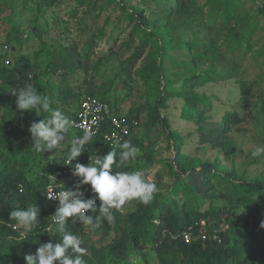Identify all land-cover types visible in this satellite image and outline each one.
I'll use <instances>...</instances> for the list:
<instances>
[{"label": "trees", "instance_id": "trees-1", "mask_svg": "<svg viewBox=\"0 0 264 264\" xmlns=\"http://www.w3.org/2000/svg\"><path fill=\"white\" fill-rule=\"evenodd\" d=\"M3 1L0 0V14L8 9L10 13L7 21L12 26L2 47L7 50V45L11 44L13 37L19 35V29L12 25L16 13L15 3L19 4L22 12L42 15L48 9L54 10L63 0H5L8 2L7 6ZM71 1L74 5L70 10L71 16L76 15L77 6L84 10L82 18L93 15L95 10L107 11L111 5L120 12L119 23L123 22L121 30L130 27V31L120 46L125 58L121 62L118 75L125 78L120 80L117 87L126 92L130 91V86L134 83L133 76L144 81L146 86L145 103L137 109H130L124 115L130 125V135L134 122L137 124L140 113H143L146 115L144 125L147 129L161 123V134L166 137L168 150L171 151V158L166 164L167 172L164 173L169 180L167 187L171 183L169 188L160 187L165 179L164 174L156 172V181L152 180L153 177L149 173L153 167L144 170L146 178L154 182L159 191L148 205L136 200L129 201L123 206V211L114 210L112 222H102L97 231L112 235V239L102 246L89 244L88 253L84 257L87 264H151V261L156 264H264V177L258 175L248 179L244 174H237L234 169L227 170L222 167L217 159L209 161L184 153L185 139L171 130L163 114L167 109V102L178 99L182 102L180 117L194 124L199 133L205 130L202 125L208 120L205 110L211 108L212 104L196 89L218 77L228 75L232 78L240 75L234 58H244L251 50L250 38L259 26L257 15L264 16V0H251L256 3L257 11L246 17L249 18L247 22L241 19L244 3L240 0H206V16L193 20L194 26L198 28L193 31L194 39L180 45L172 44L170 35L176 28L175 16L185 7L184 0H174L177 8L171 7L168 10L166 22L163 24L151 21L142 10L124 0ZM188 18H192V15ZM107 20L108 17L97 30L98 39L104 36ZM218 23L221 24L219 34H223L222 46L212 48V45L206 42L199 46L197 33L201 30L209 33ZM180 26L192 28L191 24L184 22ZM35 36L40 43L32 58L18 54L12 55L8 60L7 51L0 53V264H25L24 255L34 254L40 244L61 242L62 236L56 232L50 218L55 211L42 195L53 184L51 176L78 178L73 175L71 165L65 163L71 143L80 133L70 128L61 147L42 155L35 152L31 146L32 139L28 129L32 122L45 119L50 114L38 109L30 110L32 112H17L15 93L20 88L31 85L39 94L50 96L54 102L73 107V112L66 109L62 111L70 119L75 115L79 102L85 95L97 97L105 105L109 103L106 98L108 93L95 94L88 86L84 87L83 92L79 91L80 87L76 91L68 85H64L65 88L62 89L57 86L51 88L47 77L52 66L47 64L42 70L41 65L48 61L54 46L50 47L48 42L43 41L39 33L36 32ZM89 42H86L87 46ZM199 47L204 49L203 53L197 50ZM175 48L189 54V60L182 65L192 71L182 73L180 78H170L164 70L169 54ZM10 49L16 50L14 47ZM254 54L256 59L263 56L264 45ZM5 61L8 63L5 64ZM138 62H142L141 66L133 71L132 75L131 70ZM204 64H207L205 70L201 68ZM216 68L220 69V73L214 70ZM262 82L264 70L254 81H241L237 103H241L243 111L232 110L221 118L217 126L219 136L226 135L234 128L239 130L237 126H240L244 119H254L248 98L255 96L254 88ZM262 93L263 90L260 93L259 111L264 124ZM110 114L119 115L117 110H110ZM108 125V121L104 122L102 130L108 129ZM262 129L264 130V125ZM129 137H125V141ZM101 139L100 134L94 136L91 144L85 146L86 151L71 164H91L94 162V156L102 159L113 150L114 145L110 147L101 144ZM130 142L140 146L141 135H132ZM115 150L119 152L118 147ZM34 153L40 161L36 163L37 168L33 171L30 158ZM63 170H66L65 174H62ZM112 170L128 171V168L123 164L121 168L114 166ZM81 190L84 191L85 198L95 196L90 185H83ZM208 192L226 195L228 203L223 209L215 211L210 197L207 199L205 196ZM96 203L99 207L100 201L97 200ZM33 205L39 210L38 227L22 235L25 229L11 219L10 212L18 208L24 210ZM221 215L223 218L219 219ZM201 222H204L203 227ZM202 228L206 234L204 240L200 237ZM66 230L80 236L82 242L87 240L84 225L79 222L72 224L71 218L66 222ZM185 232L191 233L192 240L189 243L183 240ZM214 234L219 237V241L213 239Z\"/></svg>", "mask_w": 264, "mask_h": 264}, {"label": "rangeland", "instance_id": "rangeland-1", "mask_svg": "<svg viewBox=\"0 0 264 264\" xmlns=\"http://www.w3.org/2000/svg\"><path fill=\"white\" fill-rule=\"evenodd\" d=\"M124 1L142 10L143 14L151 21L160 24L166 22L167 13L171 7L177 8L174 0ZM240 1L244 3V8L241 10V19L247 22L249 18L246 17L257 11V5L251 0ZM2 3L6 6L8 4L5 0ZM205 3L206 0H184L185 7L181 8V12L174 18L176 28L170 35L172 44L180 45L183 42L194 39L193 31H197L198 28L194 26L193 20L203 19L206 16L208 8ZM109 7L107 11L95 10L93 15L82 18L84 10L80 6L76 7V15L71 16L70 10L74 8L71 0H63L54 10L48 9L42 15L22 12L19 4L15 3L16 13L12 19V25L19 29V35L13 37L11 44L7 45V50L2 49L12 27L7 21L10 11L8 9L4 10L0 14V53L7 51L8 60L11 59L12 55L18 54L29 55L32 58L40 43V40L35 36L36 32L39 33L43 41L48 42L51 45L50 47L54 46L48 61L41 65L42 70L45 69L47 64L52 66L50 71H48L49 75L47 77L51 88L57 86L62 89L65 88L64 85H68L76 91L80 87L79 91L83 92L84 87L88 86L90 91L95 94L106 92L108 93L106 98L109 101L106 105L108 111L117 110L119 115L124 116L130 109H137L145 103L146 86L144 81L133 76L134 83L130 86V91L126 92L117 87L120 80L125 78V76L120 78L118 75L121 69V62L125 58L120 46L127 39L130 27L126 28V30H121L123 22L119 23L120 12L113 9V5ZM189 15H192V18H188ZM107 17L108 23L105 26L104 36L98 39L96 37L97 30L103 26ZM257 18L259 26L256 33L250 38L251 50L244 58H234L235 67L239 69L238 73L240 75L231 78L224 74L225 76L218 77L214 81L196 89L199 93L204 94L212 104L211 108L205 110L208 117V120L202 123L205 130L199 133L194 124L188 123L180 117L182 102L178 99L169 100L167 109L163 113L171 130L177 132L185 139L184 153L209 161L217 159L222 167L227 170L234 169L237 174H244L248 179L258 175L264 177V153L253 156L257 148H264L263 116L259 111L261 90H263L261 97H264V82L254 88L255 96L248 98L251 108H253L251 112L255 115L254 119H244L241 125L237 126L239 130L234 128L223 136L222 134L219 136L220 131L217 126L226 113L232 110L243 111L241 103H237L240 97L239 85L241 81L246 80L248 83L254 81L257 79L258 74L264 70V54L261 57L258 56L257 59L254 54L257 49L264 45V16L258 14ZM183 22L191 24L192 28L187 29L185 26H180ZM220 28L221 24L218 23L209 33H205L202 30L199 31L196 35L199 46H201V43L206 42V44L212 45V48L221 47L223 44L221 36L223 34H219L221 33ZM87 41H90L88 46L86 45ZM11 47L16 50L12 51ZM205 49L207 50L206 47ZM197 50L201 53L204 52L201 47L197 48ZM146 54L147 52L143 57ZM207 56L210 57V53L207 52ZM188 60L189 54L186 51L175 48V50L170 52L169 58L164 65L165 74L170 78H180L182 73L192 72L182 65ZM141 63L138 62L132 68V75L133 71L139 69ZM201 68L203 70L207 69V64H204ZM214 70L220 73L219 68ZM54 90L56 93V89ZM53 108L61 111L66 109L68 112H73L74 110L73 107H67L59 102H54ZM247 110L249 111L248 104ZM38 111L40 110L38 109ZM145 121L146 115L140 113L137 124L134 122L132 134L126 140L130 141L132 135H141L142 144L137 146L141 150V155L135 161L125 162L124 165L128 168V171H144L149 169V167H153L149 173L153 177L152 180L157 181L156 172L162 174L167 172L166 164L171 158V151L168 150L166 137L161 134V123L147 129L144 125ZM48 156L50 157L51 154H48ZM39 161V157L34 153L30 158V164H32L30 167L33 171L37 168L36 163H39ZM58 176L54 177L61 181L63 178ZM164 177L163 184L160 186L162 189L169 188L171 184H168L167 187L168 179L165 174ZM69 180L67 178L64 182L68 184ZM55 184L60 186L61 183L56 182ZM205 196L207 199L210 197L211 205L215 211L223 209L228 203L227 196L219 192H208L205 193ZM219 217V219L223 218L222 215ZM84 229L87 240L82 242L83 247L87 248L91 243L96 246H102L112 239V235L103 234L97 230L91 231L86 226H84ZM151 264L156 263L151 261Z\"/></svg>", "mask_w": 264, "mask_h": 264}, {"label": "clouds", "instance_id": "clouds-1", "mask_svg": "<svg viewBox=\"0 0 264 264\" xmlns=\"http://www.w3.org/2000/svg\"><path fill=\"white\" fill-rule=\"evenodd\" d=\"M16 97L15 107L17 112L39 109L43 113L50 115L38 122H32L28 131L32 139V147L35 152L43 154L53 152L62 146L66 139V134L73 125V121L61 110L53 108V99L48 95H41L37 89L31 85L20 88L14 95ZM32 112V111H30ZM95 133L86 131L83 136L77 137L71 143L67 156V162L72 167L73 175L79 178V183L75 190L54 191L57 179L53 178V184L46 192L47 199L57 201L58 207L54 214L50 216L52 224L57 233L61 234L60 243H42L34 254L24 255L25 264H87L85 256L88 249L82 246V238L66 230V222L71 218L72 224L79 222L89 230L99 229L104 220L112 222L114 220V210L123 211V206L129 201H139L148 205L159 191L154 182H150L143 171H113L115 166L121 168L125 162L135 161L140 155L139 147L130 141H114L113 150L109 151L102 159L93 157V163L74 165L72 161L86 151V145L91 144ZM119 148V152L115 148ZM264 153V148H257L253 156ZM63 178L62 184H67ZM73 179V178H72ZM70 179L67 186L69 185ZM83 185H90L94 197L85 198ZM100 204L97 207L96 201ZM98 215H90L96 213ZM39 210L36 205L29 206L22 210L20 208L12 210L10 217L21 226L26 235L38 227ZM71 253V254H69Z\"/></svg>", "mask_w": 264, "mask_h": 264}, {"label": "built area", "instance_id": "built-area-1", "mask_svg": "<svg viewBox=\"0 0 264 264\" xmlns=\"http://www.w3.org/2000/svg\"><path fill=\"white\" fill-rule=\"evenodd\" d=\"M5 48V47H4ZM8 62L6 61V64ZM108 118V120H106ZM73 121V125L71 129L80 133L81 137L86 131H92L95 133L94 136L100 134L101 135V144H107L112 147L114 145V141L119 139L120 141H125V137H129L130 135V125L128 121H126L125 117L122 115H113L111 116L105 104H103L97 97L85 95L79 102V106L75 111V115L71 118ZM108 121V129L105 131L102 130L103 123ZM75 137L74 139H76ZM66 165L68 164L66 160ZM66 170L62 171V174H65ZM79 183V178H73L69 185L62 184L60 186H56L54 191L60 190H75V186ZM49 190V187L43 193V197L51 203V207L54 211H56L58 207L57 201H50L47 199L46 192ZM201 226H204V222H201ZM183 240L186 243L191 242L192 236L190 232L183 233ZM200 237L202 240L206 239L205 230L202 228L200 231ZM213 239L219 241V237L217 235H213Z\"/></svg>", "mask_w": 264, "mask_h": 264}]
</instances>
